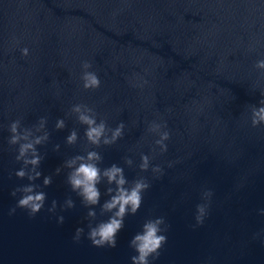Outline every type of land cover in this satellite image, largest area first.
I'll return each mask as SVG.
<instances>
[{
  "label": "water",
  "instance_id": "1",
  "mask_svg": "<svg viewBox=\"0 0 264 264\" xmlns=\"http://www.w3.org/2000/svg\"><path fill=\"white\" fill-rule=\"evenodd\" d=\"M260 59L264 0H0V264H131L129 241L157 217L170 227L152 264H264V246L253 239L264 228V126L247 119L264 89L254 67ZM84 61L98 88H83ZM77 104L110 129L123 122V136L88 144ZM17 119L21 139L9 145ZM152 121L171 133L163 154L154 144L159 137L147 132ZM36 139L44 209L32 219L22 209L9 216L11 191L29 183L15 176L18 146ZM86 150L98 152L102 170L116 164L129 182L144 177L150 184L115 248L72 239L77 227L87 233L89 209L67 183V162ZM142 153L154 156L151 165L163 176L154 177L151 166L140 171ZM45 176L52 178L47 187ZM106 187V180L98 185L100 204L109 198ZM205 190L213 192L208 215L193 228ZM68 198L75 207L61 211ZM52 200L55 214L47 211ZM95 210L97 221L108 218Z\"/></svg>",
  "mask_w": 264,
  "mask_h": 264
},
{
  "label": "clouds",
  "instance_id": "2",
  "mask_svg": "<svg viewBox=\"0 0 264 264\" xmlns=\"http://www.w3.org/2000/svg\"><path fill=\"white\" fill-rule=\"evenodd\" d=\"M22 55L27 56L29 50L27 48L21 49ZM260 73V78L264 79V59L258 60L255 65ZM92 64L88 61L82 62V69L84 70L81 76L83 81V88L85 90L95 89L100 86L99 77L94 71H89ZM261 99L257 105L248 106L247 119L250 120L251 126L257 128L264 126V89L260 90ZM73 111L77 113V120L81 125H85V139L88 144L99 147L103 145H112L119 138L123 136L124 123L121 122L115 129L107 127L104 120L99 123L96 119V113L92 108L86 105H75ZM64 121L60 120L57 127H63ZM21 128V121L19 119L13 121L9 125V131L12 133L8 140L9 145H17L21 139L18 135V129ZM166 123H157L152 121L147 128V132L154 134L159 138L154 141L156 147L159 148V153L167 152V144L171 137V133L166 130ZM111 132L110 138L106 135ZM25 141L28 140L27 135L23 137ZM77 140V132L74 130L67 137L69 144H74ZM41 140L36 139L34 142L21 143L18 146V154L15 159L22 162V167L15 172V176L19 179H27L28 184L17 186L10 195L16 198V204L9 209V216L16 213L17 209L24 210L29 219L35 216L44 209L46 202V193L42 190L41 185L35 183L41 177V172L38 171V166L41 162V157L36 153L34 144H40ZM156 147L152 148V152L156 153ZM30 154V155H29ZM154 156L141 154L139 169L141 172H146L151 166V172L154 177L159 178L163 176L164 170L160 165H151V160ZM102 157L95 150H86L84 155H77L67 162V167L71 169L67 175V183L71 191L76 193L81 200V204L88 208L85 219L88 221L87 233L84 227H77L72 237L74 243H80L82 237L90 241L91 246L96 248H115L117 246V234L124 228V220L128 215H135L140 209L143 193L149 189L150 184L144 177H139L131 182L126 179L124 169L116 164L103 170L98 166ZM125 163L132 166V160L125 158ZM31 166V167H29ZM173 162H169L168 167H172ZM60 169H56V174ZM106 180V195L109 197L103 204H100L101 192L98 185ZM52 183L51 176L43 178V186L47 187ZM213 192L205 190L202 193V200L204 203L196 206L195 225L192 227L202 226L211 202ZM99 205V215H107L106 220L97 221V212L95 206ZM75 203L71 198H68L60 205L61 211L72 209ZM57 210V201L52 200L51 206L47 211L55 214ZM264 215V209L260 211ZM64 216L56 217L57 224L64 223ZM169 225L166 224L163 217L154 219H147L144 221L141 231L137 232L129 241V247L133 249L136 255L131 257V264H152L160 257V250L167 243V236L164 234L168 231ZM253 239H260V243L264 246V228L260 232L253 234Z\"/></svg>",
  "mask_w": 264,
  "mask_h": 264
}]
</instances>
